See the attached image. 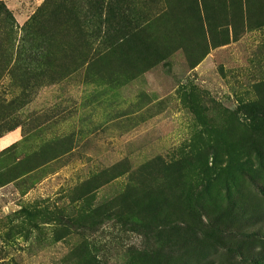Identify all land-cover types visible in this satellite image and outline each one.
Instances as JSON below:
<instances>
[{"label":"rangeland","instance_id":"obj_1","mask_svg":"<svg viewBox=\"0 0 264 264\" xmlns=\"http://www.w3.org/2000/svg\"><path fill=\"white\" fill-rule=\"evenodd\" d=\"M0 264H264V0H0Z\"/></svg>","mask_w":264,"mask_h":264},{"label":"crops","instance_id":"obj_2","mask_svg":"<svg viewBox=\"0 0 264 264\" xmlns=\"http://www.w3.org/2000/svg\"><path fill=\"white\" fill-rule=\"evenodd\" d=\"M6 146V142L4 141V138L0 139V149L4 148Z\"/></svg>","mask_w":264,"mask_h":264}]
</instances>
